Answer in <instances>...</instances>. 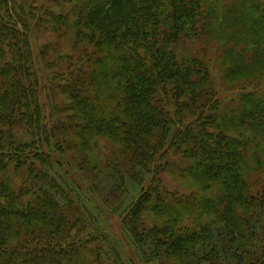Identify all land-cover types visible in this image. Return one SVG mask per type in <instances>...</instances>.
I'll return each instance as SVG.
<instances>
[{
	"label": "trees",
	"instance_id": "obj_1",
	"mask_svg": "<svg viewBox=\"0 0 264 264\" xmlns=\"http://www.w3.org/2000/svg\"><path fill=\"white\" fill-rule=\"evenodd\" d=\"M106 212L148 261L264 264V0H0V264H124Z\"/></svg>",
	"mask_w": 264,
	"mask_h": 264
},
{
	"label": "rangeland",
	"instance_id": "obj_2",
	"mask_svg": "<svg viewBox=\"0 0 264 264\" xmlns=\"http://www.w3.org/2000/svg\"><path fill=\"white\" fill-rule=\"evenodd\" d=\"M37 43L42 44L45 43V41H41L40 39L35 40L33 42V46L37 45ZM221 45V44H220ZM218 42L214 41L212 38L208 36H200L192 41H184L177 45L176 48V53L180 57H195V56H206L207 58H210V64L211 66H215L216 70H213L215 73V79L216 83L222 87L227 88V86L224 85V83L221 80V73L218 70L216 66V56L220 55L222 53L221 47L224 50V47L221 45L220 46ZM229 47H231L233 44H228ZM217 49H220V51H216ZM237 51L241 50V47L236 48ZM208 60V59H207ZM248 63L251 60H247ZM176 172V171H175ZM173 177L170 175L163 174L161 177L162 180H164L165 185L167 188L170 189H177V192L183 193V187L180 186L175 180L174 175L172 174ZM179 180H183L181 177H177ZM175 179V180H174ZM83 195H85L84 192H82ZM134 192L129 195L133 197ZM87 195V194H86ZM129 199H132V198ZM91 197L89 196V199L85 198V202L88 204L90 209H92L93 213L97 216V212L99 213L102 212V210H99L96 207H93L89 204ZM109 212H106L105 215L98 217V224H99V229L100 232L104 233V235L108 238V240L113 244L118 252L120 253L121 259L124 264H159L158 261H148L145 257H143L139 250L135 248L134 244H131L129 242L128 237L124 234L122 231L124 229V224L122 221V218L120 217V213L118 214H107ZM181 228L184 229H190L192 231L198 232L200 230L197 226H189L186 225L185 223H181L180 225ZM124 236H121V234ZM217 239L220 242V236L217 234ZM168 260V257H167ZM161 263L162 261L164 262V259L160 260ZM176 261V260H174Z\"/></svg>",
	"mask_w": 264,
	"mask_h": 264
}]
</instances>
